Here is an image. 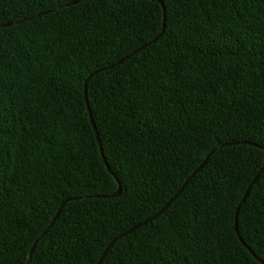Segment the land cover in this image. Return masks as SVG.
<instances>
[{"label": "trees", "instance_id": "16d2710c", "mask_svg": "<svg viewBox=\"0 0 264 264\" xmlns=\"http://www.w3.org/2000/svg\"><path fill=\"white\" fill-rule=\"evenodd\" d=\"M73 1L0 0V264H97L213 149L102 264H264V0Z\"/></svg>", "mask_w": 264, "mask_h": 264}, {"label": "water", "instance_id": "95a60500", "mask_svg": "<svg viewBox=\"0 0 264 264\" xmlns=\"http://www.w3.org/2000/svg\"><path fill=\"white\" fill-rule=\"evenodd\" d=\"M79 2V0H76V1H73V2H70L68 4H66V6H71V5H74V4H77ZM160 4L163 6L164 8V4L162 1H160ZM165 9V8H164ZM52 11H48L46 13H50ZM42 14H40L39 16H41ZM164 22H165V19H164ZM13 23H5V24H1L0 26H10L12 25ZM164 30H165V24H164V27H163V30L161 31V33L156 36L154 39H152L151 41L143 44L142 46L138 47L137 49H135L134 51H132L130 54L126 55L125 57L119 59L117 62L107 66V67H104V68H101L99 70H96L94 71L93 73H91V75H89V77L87 78L86 82H85V97H86V102H87V105H88V99H87V82L88 80L94 76L95 74L103 71V70H106V69H109V68H112V67H115L121 63H123L124 61L128 60L129 58H131L132 56L136 55L137 53H139L140 51L144 50L145 48L149 47L150 45L154 44L157 40H159L162 35L164 34ZM89 106V105H88ZM89 108V107H88ZM90 111V109H89ZM91 122H92V125L95 129V124H94V121H93V118L91 116ZM97 139L98 141L100 140L99 137L97 136ZM227 145H230V144H224L222 145L221 147L223 146H227ZM216 151V149H213L208 155L207 157L204 159V161L191 173V175L187 178V180L183 183V185L179 188V190L154 214L152 215L151 217L143 220L142 222L134 225L133 227H131L130 229L124 231L123 233L117 235L116 237H114L107 245V247L105 248L104 252L102 253L99 261L97 264H102L105 256L107 255L108 251L112 248V246L120 239L126 237L127 235H129L130 233L134 232L135 230H137L138 228H140L141 226L143 225H146L148 222L152 221L153 219L157 218L158 216H160L161 214H163L167 209L168 207L175 201V199L181 194V192L183 191V189L187 186V184L189 183V181L201 170L204 168V166L206 165L207 163V160L209 159V157ZM100 152H101V155L103 156L104 158V155H103V150H102V147L100 146ZM104 161L105 163L107 164L105 158H104ZM264 170V165L263 167L260 169V171L257 173V175L255 176V178L253 179L252 183L249 185V187L247 188L242 200H241V203L239 204V206L237 207V212H236V218H235V228H236V231H238V228H237V217H238V212H239V209H240V206L241 204L244 202V200L247 198V196L249 195L253 185L255 184V182L257 181V179L259 178L260 174L262 173V171ZM121 194V188L119 187L118 191L111 194V195H107V196H104V197H107V198H116L118 197L119 195ZM70 200H72V198H68V199H65L61 205L59 206L57 212L55 213V215L53 216L50 224L48 225V227L45 229V231L42 233V235L46 234L51 228L52 226L55 224V222L57 221V219L59 218L60 216V213L63 209V207L66 205L67 202H69ZM240 238V237H239ZM241 239V238H240ZM39 238L36 239V241L34 242L32 248H31V251H30V254H29V257L32 256V253L34 251V248L38 242Z\"/></svg>", "mask_w": 264, "mask_h": 264}]
</instances>
